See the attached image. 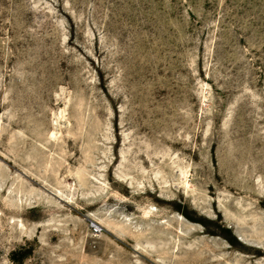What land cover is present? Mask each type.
Wrapping results in <instances>:
<instances>
[{
    "label": "rangeland",
    "instance_id": "rangeland-1",
    "mask_svg": "<svg viewBox=\"0 0 264 264\" xmlns=\"http://www.w3.org/2000/svg\"><path fill=\"white\" fill-rule=\"evenodd\" d=\"M0 264H264V0H0Z\"/></svg>",
    "mask_w": 264,
    "mask_h": 264
},
{
    "label": "built area",
    "instance_id": "built-area-1",
    "mask_svg": "<svg viewBox=\"0 0 264 264\" xmlns=\"http://www.w3.org/2000/svg\"><path fill=\"white\" fill-rule=\"evenodd\" d=\"M92 228H93V230H94L95 232L100 231L99 226H98L97 224H95V223H92Z\"/></svg>",
    "mask_w": 264,
    "mask_h": 264
}]
</instances>
